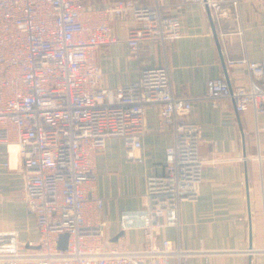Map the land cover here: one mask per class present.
Instances as JSON below:
<instances>
[{
  "label": "built area",
  "instance_id": "built-area-1",
  "mask_svg": "<svg viewBox=\"0 0 264 264\" xmlns=\"http://www.w3.org/2000/svg\"><path fill=\"white\" fill-rule=\"evenodd\" d=\"M162 1L86 8L83 0H0V144L17 147L21 199L38 231L35 243H25L15 229L0 230V264H186L196 254L160 235L178 226L180 203L197 201L202 183L201 127L188 118L190 100L173 95L166 66L144 68L136 81L111 89L102 85L96 61L99 47L115 41L116 19H130L132 59L144 41L179 39V16L162 14ZM185 1L208 11L226 72L243 67L249 74L247 85L209 79L205 98L212 107L229 99L236 113L264 114V59L248 56L240 0ZM151 104L171 126L173 142L164 173L146 179L144 204L120 213L118 240L130 232L140 242L129 249L105 240L94 159L111 137L122 140L131 158L141 148L144 108ZM63 233L66 247L59 249Z\"/></svg>",
  "mask_w": 264,
  "mask_h": 264
},
{
  "label": "crops",
  "instance_id": "crops-1",
  "mask_svg": "<svg viewBox=\"0 0 264 264\" xmlns=\"http://www.w3.org/2000/svg\"><path fill=\"white\" fill-rule=\"evenodd\" d=\"M112 1L83 3L86 8H104ZM240 11L248 56L262 60L264 0H240ZM160 12L179 16V39L144 41L132 59L126 43L130 19H116L112 21L115 41L96 52L102 85L111 89L136 81L144 68L166 66L173 95L190 100L188 118L201 127L199 153L204 169L198 199L181 202L178 226L165 227L160 235L196 252L186 264H264V114L255 115L251 109L236 113L229 99H220L212 107L205 98L209 79L226 73L231 85H247L249 74L243 67L224 72L211 22L199 5L163 0ZM144 118L141 148L133 149L131 158L122 140L111 137L94 159V190L103 201L105 240L129 249L139 248L140 242L130 232L118 240L120 213L144 204L146 179L164 173L165 150L173 142L171 126L161 122L157 104L144 108ZM16 150L0 144V163H9L0 166V230L15 229L20 241L35 243L38 231L21 199L23 174ZM170 264L177 263L172 259Z\"/></svg>",
  "mask_w": 264,
  "mask_h": 264
},
{
  "label": "water",
  "instance_id": "water-1",
  "mask_svg": "<svg viewBox=\"0 0 264 264\" xmlns=\"http://www.w3.org/2000/svg\"><path fill=\"white\" fill-rule=\"evenodd\" d=\"M206 12H207L208 18H209V20L211 22V25H212L213 33H214V36H215V39H216V42H217V49H218V51L220 53V46H219V43H218L216 35H215L213 23H212V21L210 19L208 11H206ZM220 59H221V62H222L223 68H224V72H226L225 65H224V60H223V57H222L221 53H220ZM224 75H225L224 77L227 79L226 73ZM66 241H67V234H65V233L60 234L59 235V240H58V248L59 249H64L66 247Z\"/></svg>",
  "mask_w": 264,
  "mask_h": 264
},
{
  "label": "rangeland",
  "instance_id": "rangeland-1",
  "mask_svg": "<svg viewBox=\"0 0 264 264\" xmlns=\"http://www.w3.org/2000/svg\"><path fill=\"white\" fill-rule=\"evenodd\" d=\"M21 216H25V212L23 210H21Z\"/></svg>",
  "mask_w": 264,
  "mask_h": 264
},
{
  "label": "bare ground",
  "instance_id": "bare-ground-1",
  "mask_svg": "<svg viewBox=\"0 0 264 264\" xmlns=\"http://www.w3.org/2000/svg\"><path fill=\"white\" fill-rule=\"evenodd\" d=\"M12 146H14L17 149L16 145H12ZM16 153H17V150H16V152L14 154H16Z\"/></svg>",
  "mask_w": 264,
  "mask_h": 264
}]
</instances>
